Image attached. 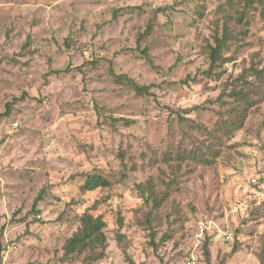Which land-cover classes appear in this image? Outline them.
<instances>
[{"label":"rangeland","instance_id":"1","mask_svg":"<svg viewBox=\"0 0 264 264\" xmlns=\"http://www.w3.org/2000/svg\"><path fill=\"white\" fill-rule=\"evenodd\" d=\"M225 25L234 38L211 67ZM252 68L264 0H0V264H264ZM242 78L260 93L225 129ZM87 174L108 186L83 190ZM148 178L169 190L158 208L136 189ZM83 212L105 222L101 259L65 254Z\"/></svg>","mask_w":264,"mask_h":264},{"label":"trees","instance_id":"2","mask_svg":"<svg viewBox=\"0 0 264 264\" xmlns=\"http://www.w3.org/2000/svg\"><path fill=\"white\" fill-rule=\"evenodd\" d=\"M245 5L249 6L254 3V0H242ZM163 7H158L157 11L163 10ZM237 21L243 22L245 20V14L243 11L236 13ZM151 29V25L148 24L146 28V33ZM234 38V32L231 31L226 25L223 27V30L220 35L216 34L213 38L214 45L208 47V56L210 58V66H214L217 61L222 57V51L226 50L229 46L230 41ZM146 58V50H142ZM251 73L258 78L259 80L264 77L263 69H254L252 68ZM264 87V80H262ZM258 86L252 84V82H247L245 79H240V83L237 86L231 87L226 97L233 99L235 103V117L230 121L229 124H224L225 129L233 127L235 129L240 128L243 125L244 119L247 114V109L255 104L253 102V97L260 93V90L256 89ZM221 100L222 98L219 97ZM219 129L212 130V133L215 135V138H219L218 134ZM191 152H185L181 154L180 161L185 157H190ZM109 182L97 174H87L82 184L83 190H93L98 187H107ZM136 189L143 199V202L146 205H151L152 208H158L162 203L167 199L169 190H158L156 180L153 178H148L144 182H140L136 185ZM78 229L66 240L64 244L65 254H70L74 252H83L85 250L90 251V254L85 257L88 261H94L101 259L105 256L106 248V236L104 234L105 222L101 216H92L88 212H83L79 219ZM121 224V221H120ZM119 237V236H118ZM99 248L98 251L95 249Z\"/></svg>","mask_w":264,"mask_h":264},{"label":"built area","instance_id":"3","mask_svg":"<svg viewBox=\"0 0 264 264\" xmlns=\"http://www.w3.org/2000/svg\"><path fill=\"white\" fill-rule=\"evenodd\" d=\"M12 126L13 127H16L17 126V122H14L13 124H12ZM187 264H191L190 262H187Z\"/></svg>","mask_w":264,"mask_h":264}]
</instances>
